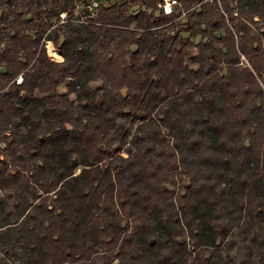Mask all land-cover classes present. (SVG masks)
Wrapping results in <instances>:
<instances>
[{
    "label": "trees",
    "instance_id": "16d2710c",
    "mask_svg": "<svg viewBox=\"0 0 264 264\" xmlns=\"http://www.w3.org/2000/svg\"><path fill=\"white\" fill-rule=\"evenodd\" d=\"M165 1L0 0V264H264V0Z\"/></svg>",
    "mask_w": 264,
    "mask_h": 264
},
{
    "label": "rangeland",
    "instance_id": "374dc122",
    "mask_svg": "<svg viewBox=\"0 0 264 264\" xmlns=\"http://www.w3.org/2000/svg\"><path fill=\"white\" fill-rule=\"evenodd\" d=\"M166 3H165V5L168 7L169 6V8L171 7L170 6V4H169V0H166L165 1ZM168 2V3H167ZM64 16V15H63ZM65 17V16H64ZM48 51H49V54L53 57V58H55L56 60H62V57L54 50V48H53V46H52V44H49L48 45Z\"/></svg>",
    "mask_w": 264,
    "mask_h": 264
},
{
    "label": "built area",
    "instance_id": "2783aa9c",
    "mask_svg": "<svg viewBox=\"0 0 264 264\" xmlns=\"http://www.w3.org/2000/svg\"><path fill=\"white\" fill-rule=\"evenodd\" d=\"M168 3V2H167ZM170 6H171V3L169 2ZM98 4L96 2L92 3V4H88V9L91 11V12H94V8L97 6ZM165 10L166 12H170L171 11V7L169 8V6L167 7L165 5ZM93 15H95V12L93 13ZM65 16V15H64ZM63 16V17H64ZM21 81V79H19V82Z\"/></svg>",
    "mask_w": 264,
    "mask_h": 264
}]
</instances>
